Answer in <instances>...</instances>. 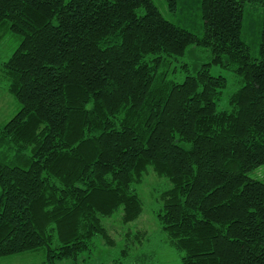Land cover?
<instances>
[{
    "label": "trees",
    "instance_id": "obj_1",
    "mask_svg": "<svg viewBox=\"0 0 264 264\" xmlns=\"http://www.w3.org/2000/svg\"><path fill=\"white\" fill-rule=\"evenodd\" d=\"M163 1L168 17L154 0H0V41L18 39L0 87L19 104L0 123V258L140 261L153 237L127 226L153 175L181 264H264V180L249 175L264 164V0ZM192 45L232 82L182 62Z\"/></svg>",
    "mask_w": 264,
    "mask_h": 264
},
{
    "label": "rangeland",
    "instance_id": "obj_2",
    "mask_svg": "<svg viewBox=\"0 0 264 264\" xmlns=\"http://www.w3.org/2000/svg\"><path fill=\"white\" fill-rule=\"evenodd\" d=\"M154 2L160 7L165 16L167 15V8L163 0H154ZM263 10L262 7L254 6L250 7L245 14V24L253 27L254 31L258 30V35L260 33V26L262 21ZM178 24L183 27L193 29L194 26H190V20H183L182 18L175 20ZM252 23V24H251ZM200 22H197L196 27L193 31L200 32ZM257 35V39H258ZM18 46V39L14 36H8L2 41H0V53L2 60H7V58L12 54V52ZM253 52L258 54V43L253 46ZM182 62L187 63L190 66V69L195 70L197 67H200L203 63L211 62V72L213 74H222L228 77L230 83L232 82V75L228 69L215 64L212 60V55L210 49L192 45L188 48L186 55L181 59ZM181 78L185 76L184 73L180 72ZM4 86L0 87V123L6 122L10 117H12L17 110L19 109V104L16 98L10 94ZM232 88H226L222 102H225L228 93ZM226 103V102H225ZM249 175L253 178L264 180V164L251 170ZM159 182V178L156 176H148L142 184L137 188L144 201V211L142 215L135 221L128 224V227L133 229L145 228L149 234L152 236L153 246H147L146 249L149 250L148 253H143L140 261H135L134 259L127 261L129 264H181L180 254L174 249L171 250L166 245V242H161L159 240V229L160 225L156 218V209L157 205L155 202L154 188L156 183ZM119 213L115 214L113 217L105 218L106 223H112L113 221L118 222L119 224ZM148 236V237H149ZM155 241V242H154ZM99 240H97V243ZM138 250H134L133 253H137ZM132 253V254H133ZM144 254V255H143ZM44 252L43 251H27L21 254H14L11 256H6L0 258V264H44ZM68 262V261H65ZM78 264H110V261L104 259L103 256H97V253L83 255ZM72 264V262H69ZM66 264V263H61Z\"/></svg>",
    "mask_w": 264,
    "mask_h": 264
}]
</instances>
